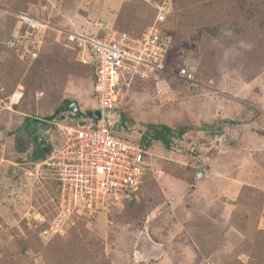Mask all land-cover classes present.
I'll use <instances>...</instances> for the list:
<instances>
[{
    "label": "rangeland",
    "instance_id": "obj_1",
    "mask_svg": "<svg viewBox=\"0 0 264 264\" xmlns=\"http://www.w3.org/2000/svg\"><path fill=\"white\" fill-rule=\"evenodd\" d=\"M154 23L170 44L167 69L188 78L136 79L121 110L130 138L171 129L168 148L150 144L161 165L148 157L134 199L43 238L63 201L36 169L34 137H50L41 119L72 101L98 106L70 35H140ZM225 27L253 45L230 65L238 74L218 70L212 39ZM27 117L40 131L24 128ZM0 264H264V0H0Z\"/></svg>",
    "mask_w": 264,
    "mask_h": 264
},
{
    "label": "built area",
    "instance_id": "obj_2",
    "mask_svg": "<svg viewBox=\"0 0 264 264\" xmlns=\"http://www.w3.org/2000/svg\"><path fill=\"white\" fill-rule=\"evenodd\" d=\"M163 13L161 9L157 21L166 20ZM38 23L44 24L29 19L32 27ZM70 38L82 53L80 62L94 71L95 109L100 117L54 120L50 125V148L36 169L52 175L63 204L51 225L42 229L45 239L61 233L74 217L95 218L100 211L108 212L118 202L139 195L152 163L140 140L123 136L125 92L136 79L174 73L167 69L168 38L157 23L140 35L111 28L94 36L72 33ZM176 74L184 78L187 69L182 67Z\"/></svg>",
    "mask_w": 264,
    "mask_h": 264
},
{
    "label": "clouds",
    "instance_id": "obj_3",
    "mask_svg": "<svg viewBox=\"0 0 264 264\" xmlns=\"http://www.w3.org/2000/svg\"><path fill=\"white\" fill-rule=\"evenodd\" d=\"M158 18V16H157ZM28 20V27H31L32 26L29 24V19H33V18H29L28 17L26 18ZM35 20V19H34ZM37 22H42L40 19L36 20ZM113 28V27H112ZM164 28V27H163ZM111 29V28H108L107 31ZM146 30V29H145ZM120 31V30H119ZM144 32V31H143ZM220 35L218 37H215L212 39V45L214 47H216L217 49H219V55H220V61H219V64H218V70L221 72V73H227L229 72L230 70L234 73V74H238V69H235V68H231L230 69V65L236 60L237 57L241 56L243 54V51H251L253 45L252 43L246 41V40H243V39H236L235 36H234V33L233 31L230 29V28H221L220 29ZM228 41H232L230 44L227 43ZM37 57V55L35 56ZM182 68V67H181ZM186 68V67H185ZM187 69V74H188V71L189 69ZM179 70V69H178ZM177 70V71H178ZM177 71L173 74H176ZM177 75V74H176ZM178 76V75H177ZM181 78V77H179ZM188 78V75H186L183 79H186ZM139 79H143V78H139ZM131 87V86H130ZM130 87L126 90L128 92V90H130ZM125 99H126V92H125ZM125 102V100H124ZM98 104V103H97ZM123 106V105H122ZM91 111H96V109H92ZM98 111V110H97ZM100 112V111H99ZM124 113L125 111H122V114H123V120H124ZM59 118V117H58ZM57 118V119H58ZM56 119V120H57ZM42 122H43V126H46L47 129L50 128V125L52 124V120L51 121H48V120H45L44 118L41 119ZM34 121H37L39 122V119H35ZM125 127H126V130L124 131V133L127 132V126L125 124ZM123 133V136H126V137H129V135L127 134H124ZM144 137V133H142V137L141 139H143ZM132 138V137H131ZM42 139V138H40ZM140 139V140H141ZM39 143L42 144V147L45 149V153L48 152L49 150V144H47V139L44 140V141H40ZM141 144V143H140ZM142 145V144H141ZM143 148H145L143 145H142ZM34 149V148H33ZM47 149V151H46ZM148 153H149V157L152 158H158L159 159V162L157 163H160V155L159 153L154 154L153 152H151L149 149L145 148ZM193 153H196V151H193L191 152V155H193ZM150 160V159H149ZM151 163L154 162L153 160H150ZM34 162V161H33ZM32 162V163H33ZM37 163H40V162H37ZM36 163V164H37ZM44 238V237H43ZM49 240V239H48Z\"/></svg>",
    "mask_w": 264,
    "mask_h": 264
},
{
    "label": "trees",
    "instance_id": "obj_4",
    "mask_svg": "<svg viewBox=\"0 0 264 264\" xmlns=\"http://www.w3.org/2000/svg\"><path fill=\"white\" fill-rule=\"evenodd\" d=\"M184 6V5H183ZM219 26L217 25L216 28H214L213 26H209L208 27V32L210 34H216V32L219 30ZM35 119L31 118V117H27L26 118V123H25V127L29 130H31V126L32 129L34 130L31 134H35L34 132H38L40 130L37 125H33V121ZM29 127V128H28ZM151 130H153L154 134L151 133V130L149 129L148 131H146L144 133V137L143 139L140 140V143L147 149H150V144H152V140L153 139H158L160 141L163 142V145L168 148L170 146L171 140L168 138V135L171 132V129L169 127H167V125H150L149 127ZM18 144H21V141H18ZM50 148V146H49ZM20 151H22L24 148L23 147H19ZM33 153H34V159H36L37 162H41L42 159L45 157L46 153H45V149L42 147V144L38 142L37 138L34 137V149H33Z\"/></svg>",
    "mask_w": 264,
    "mask_h": 264
},
{
    "label": "water",
    "instance_id": "obj_5",
    "mask_svg": "<svg viewBox=\"0 0 264 264\" xmlns=\"http://www.w3.org/2000/svg\"><path fill=\"white\" fill-rule=\"evenodd\" d=\"M61 117L62 119H67L72 118V119H76L79 117H88V118H99L100 117V112L99 111H87L84 112L80 109L79 105L77 102L72 101L70 104L68 105H63L62 107H60L59 109H57L54 113L47 115L44 117L45 120L48 121H54L56 120L58 117ZM47 151V149H46ZM204 173L201 172L199 174V177H201Z\"/></svg>",
    "mask_w": 264,
    "mask_h": 264
},
{
    "label": "crops",
    "instance_id": "obj_6",
    "mask_svg": "<svg viewBox=\"0 0 264 264\" xmlns=\"http://www.w3.org/2000/svg\"><path fill=\"white\" fill-rule=\"evenodd\" d=\"M161 165V163H159Z\"/></svg>",
    "mask_w": 264,
    "mask_h": 264
}]
</instances>
